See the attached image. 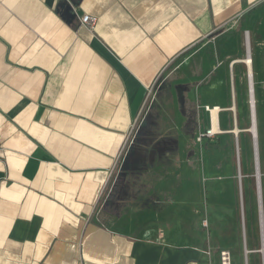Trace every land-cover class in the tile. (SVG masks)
I'll return each instance as SVG.
<instances>
[{"label":"crops","instance_id":"0c3cea01","mask_svg":"<svg viewBox=\"0 0 264 264\" xmlns=\"http://www.w3.org/2000/svg\"><path fill=\"white\" fill-rule=\"evenodd\" d=\"M246 40L259 154L264 0H0V264H218L205 142L248 102Z\"/></svg>","mask_w":264,"mask_h":264},{"label":"rangeland","instance_id":"374dc122","mask_svg":"<svg viewBox=\"0 0 264 264\" xmlns=\"http://www.w3.org/2000/svg\"><path fill=\"white\" fill-rule=\"evenodd\" d=\"M247 97L243 101L237 99L236 112H228L224 116L223 130L233 128L234 119L238 121L239 129L247 130L250 127V106ZM259 126L261 128V117L259 111ZM233 128V129H232ZM229 133V132H228ZM234 134V133H233ZM232 133L223 138H216L205 142L206 149L211 151V173L212 186L209 194V200L212 206V212L207 209V218L217 227L212 229L210 234L200 227L196 228L197 235L204 238H210L213 244H218V252L221 249H228L236 256L234 264H244L246 252L249 250L248 264H262L261 254L256 253L260 245L259 216L256 201V179L255 170L252 167L253 144L250 133H240L237 139ZM242 134H245V136ZM249 134V135H248ZM242 136V139H241ZM261 139V137H260ZM237 140L239 144L237 143ZM259 148L260 161L264 163V138ZM199 144V143H198ZM119 163L120 168L125 164L127 156ZM240 163L243 188V213L241 209V196L239 191V171ZM251 164V166H250ZM250 168L248 169V167ZM248 169V170H247ZM264 171V164H263ZM229 178L231 186L228 192H225L223 183ZM225 182V187L228 186ZM225 208L227 209L225 212ZM213 215V216H212ZM213 217V218H212ZM206 219L203 220V222ZM226 239L225 242L220 240ZM247 247V248H246ZM213 252V249H211Z\"/></svg>","mask_w":264,"mask_h":264},{"label":"built area","instance_id":"2783aa9c","mask_svg":"<svg viewBox=\"0 0 264 264\" xmlns=\"http://www.w3.org/2000/svg\"><path fill=\"white\" fill-rule=\"evenodd\" d=\"M81 24L85 27H87L88 29L90 30H93L97 24V19L94 18V17H91V16H83L82 19H81ZM249 94H250V97H249V106H250V112L251 110L254 109V104H252L251 102V97L253 95V91H251V88L249 87ZM204 110L209 114L210 116V126L209 128L205 131V132H202V133H199L196 137V142L201 144L203 143V141L205 139H211V138H215L218 134L221 133L220 131V124H219V115H220V112L221 110L218 108V107H210V106H205ZM253 112V111H252ZM216 115V120H217V130L215 131L214 130V124H213V115ZM253 117V116H252ZM134 126H133V130H134ZM129 144L128 141L125 143L124 147H123V151L121 153V157L118 158V161H117V164L118 162H121L120 160L123 159V155L125 154L126 152V149L129 147ZM128 146V147H127ZM260 162H259V156H258V153H257V159H256V155H254V166L256 168V170H258V166H259ZM119 165V164H118ZM117 166V165H116ZM257 181V179H256ZM259 183H260V177H259ZM261 212H262V208L260 209ZM203 225L205 227L208 226L207 224V221L205 220L203 222ZM209 258L212 257V251L211 250H207L204 252ZM246 256H247V252H246ZM218 264H234V260H233V255L232 253L227 250V249H221L219 252H218ZM244 264H248L247 261H245Z\"/></svg>","mask_w":264,"mask_h":264},{"label":"bare ground","instance_id":"6f19581e","mask_svg":"<svg viewBox=\"0 0 264 264\" xmlns=\"http://www.w3.org/2000/svg\"><path fill=\"white\" fill-rule=\"evenodd\" d=\"M246 45V57L243 58L241 60V63L243 65L246 66L247 70H248V76H249V87L251 88V91H253V80H252V55H251V49H250V45L248 40H246L245 42ZM248 79V78H247ZM251 102L252 104H254V109L251 110V115H250V127L245 130V132L250 133L252 141H253V147H254V155H256V159H257V153H258V123H257V117H256V105H257V99L255 97V95L253 94L251 97ZM227 111H233V106H231L230 108H226L225 112ZM253 111V112H252ZM213 124H214V130L216 131L217 128V120H216V115H213ZM253 116V117H252ZM226 133V132H225ZM234 134H238L240 133V130H233ZM239 137V136H238ZM259 156V154H258ZM257 172H259V176H260V191H261V195L262 193V172H261V166L259 164L258 166V170ZM255 179H257V176L255 175ZM261 203V201H260ZM261 209V208H260ZM263 212V211H262ZM263 215V214H262ZM260 223V220H259ZM259 229H260V245L259 248L257 249L256 253L261 254L262 257V264H264V217H263V232H261V225L259 224ZM247 248V247H246ZM247 254H249V250L247 251Z\"/></svg>","mask_w":264,"mask_h":264},{"label":"water","instance_id":"95a60500","mask_svg":"<svg viewBox=\"0 0 264 264\" xmlns=\"http://www.w3.org/2000/svg\"><path fill=\"white\" fill-rule=\"evenodd\" d=\"M256 176H257V181H256V183H257V189H258V196H259V199H260V183H259V172H256ZM239 181H240V187H239V191H240V196H241V203H243L242 202V187H241V176H240V170H239ZM260 203V202H259ZM261 208V206H259V209ZM259 220H260V225H261V232H263V217H262V212H261V210H259Z\"/></svg>","mask_w":264,"mask_h":264}]
</instances>
